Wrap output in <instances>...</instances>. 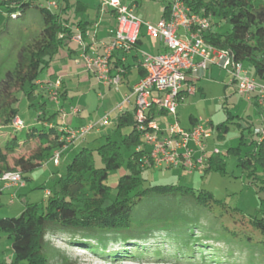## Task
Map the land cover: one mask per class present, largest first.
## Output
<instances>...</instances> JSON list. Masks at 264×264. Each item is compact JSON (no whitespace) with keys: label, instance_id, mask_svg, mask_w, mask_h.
I'll list each match as a JSON object with an SVG mask.
<instances>
[{"label":"trees","instance_id":"trees-1","mask_svg":"<svg viewBox=\"0 0 264 264\" xmlns=\"http://www.w3.org/2000/svg\"><path fill=\"white\" fill-rule=\"evenodd\" d=\"M49 1L0 0V4L7 6L11 18L17 19L31 8H37L44 22L43 29L27 47L20 49V42L15 41L13 50L0 62L1 65L15 50L20 49L15 69L7 71L5 75L7 78L5 95L8 94L9 99L2 96L1 106H9L10 113L0 125V130L7 127L12 131L3 136L0 133V184L4 173L20 171L26 185L30 179L29 173L37 171L52 160L55 151L59 149L62 151L66 146L64 129L56 120L60 109L55 103L56 106L48 103L51 96L46 97L42 87L48 88L49 81H42L41 73L51 65L53 57L75 34L71 25L67 23L70 17L66 15L72 10L75 14L83 16L88 6L81 0H54L57 7L49 8L47 6ZM191 5L195 11H203L205 15L211 17L212 25L203 33L205 40L218 49L230 51L234 61L249 64L253 69V74L248 70L250 75L264 82V0H192ZM168 8L167 6L166 9ZM216 19L217 22L214 21ZM222 21L231 25L230 31L214 30V26ZM75 23L84 34L85 25L88 23L86 17L73 24ZM4 30L5 27H2V31ZM138 42L140 38L135 47ZM23 49L27 50L26 53H22ZM113 57L110 60L111 71L118 67L113 65L117 61H113ZM13 90L15 92L12 93ZM20 92H23V99L27 100L28 106L36 111L37 124L33 127L28 128L27 122L19 117ZM66 94V90L59 89L60 98H66ZM252 95L257 98L256 94ZM153 117L149 113L143 124L147 126ZM16 118L23 121V128L18 129L14 126ZM194 123L195 126L198 122ZM140 125L136 109L122 112L114 127V133L119 134L118 139L106 134L100 137L104 141L99 146H82L64 166V171L53 179V185L46 189V199L40 205L27 202L19 215L0 217V239L1 234L6 233L13 251L10 259L0 257V264H59L51 261L46 248L47 235L49 233L55 235L58 231L70 232L69 238L72 243L100 253L112 261L154 257L160 261L165 258L176 259L179 262L184 260L188 264L242 263L241 258L237 259L231 255L230 245L233 241L228 238L234 236L235 231L230 235H224V238L219 237L224 241L227 239L225 242L229 246L221 254L216 253L220 251L219 247L203 242L209 239L203 235L197 236L196 229L192 231L190 227L170 229L165 220L159 223L160 227L152 225L140 229L136 227L134 209L142 198L152 193L161 196H193L199 205L210 208L218 205V213L221 216L230 213L227 207L222 205L224 202L215 199L213 193L208 191L197 193L194 188L182 184L142 187L141 174L151 167L143 166L142 158L149 149L141 137L142 132L138 129ZM211 125L214 131L216 129V139L222 140L226 137L229 131L227 120ZM250 125L247 127L250 128ZM26 128L28 129L25 137L17 134ZM256 128L258 127L252 129V134L259 137L252 140L251 150L241 155L240 147H230L226 154L240 155L238 166L247 172L260 191H264V137L255 132ZM211 136L206 139L207 145ZM241 137L244 143V135ZM126 152H129L128 157L125 156ZM205 161L206 167L202 171L204 174L210 171L225 172L226 163L221 151L211 153ZM124 163L127 168L122 173L120 170ZM167 168H177L186 172L181 166ZM2 194L3 189L0 187V198ZM261 202L264 208V198ZM237 212L241 214L234 217V222L240 226L242 232L246 233L248 239L256 246L260 247L261 243L264 245V216L250 215L249 219L241 210L237 209ZM163 231L166 236L162 234ZM90 238L97 239L96 243L88 242ZM147 239L148 243H145ZM115 242L127 245L113 251L109 250L108 244ZM199 252H202L201 257ZM259 257L264 260V255L260 254ZM208 258L212 262H207Z\"/></svg>","mask_w":264,"mask_h":264},{"label":"rangeland","instance_id":"rangeland-1","mask_svg":"<svg viewBox=\"0 0 264 264\" xmlns=\"http://www.w3.org/2000/svg\"><path fill=\"white\" fill-rule=\"evenodd\" d=\"M155 5V3L152 4V6ZM7 9L6 5L0 4V62L13 50L15 41L20 42V49L27 47L44 26L43 17L37 8H31L17 19L11 18ZM214 21L217 22L218 20L216 19ZM2 27H5L4 31H2ZM214 30L228 32L231 30V25L228 22L222 21L214 26ZM20 49L15 50L13 55L0 65V125L4 123L5 118L10 113L9 106H1L2 96H6L9 99L8 94L5 95L7 84L5 75L7 71L15 69L19 59L18 52ZM26 51L23 49L22 53H26ZM244 65L253 74V69L250 65L247 63ZM70 69H74L73 65H70L66 59H61L58 52L53 57L51 65L41 73V78L46 80L48 77H51L52 81H61L65 78L71 81L72 78H67ZM77 69L75 68L73 71H77ZM224 74L226 83L230 84L231 78L226 73ZM198 83H200V87L204 88V94L201 95L198 93L196 95H190L187 99L194 103L196 112L200 117V122L205 123L211 120L213 125H217L227 120L229 126V131L222 140L216 139V129L214 131L209 128L212 136L208 143V152L213 151L215 147L221 151L222 158L226 163L225 172L210 171L204 174L198 170L184 172L177 168L151 167L144 170L141 174L143 178L142 187L148 188L157 184H182L194 188L197 193L200 191H208L213 193L215 199L222 200L224 202L222 205L226 206L230 213L221 216L218 213V205L213 208L199 205L193 196H161L152 193L142 198L134 209L133 217L135 218L136 227L139 229L149 227L150 225L160 227L159 223L164 222V220L170 229H178L181 227L186 229L190 227L192 231L196 229L195 233L197 236L203 235L209 239V241L203 242L219 247L220 251L216 253L221 254L229 246L225 242L227 240L226 238L224 241L219 239V237L224 238V235H230L235 231L236 234L228 238L230 241H233L230 245L232 250L231 255L237 257V259L241 258L240 261L242 263L240 264H264V260L259 257L260 254L264 255V247H262L264 245L261 243L260 247L256 246L253 241L248 239L247 234L242 232L243 230H241L240 226L234 222L235 218L241 214L237 212V209L241 210L243 215L249 219L250 215L251 217L256 215L258 217L264 216V208L261 205L262 198H264V191H260L253 179L248 176L247 172L238 166L240 155L232 154L227 156L226 154L227 149L230 147H240L241 155H244L246 151L252 149V140L259 137L256 134H252V129L254 126L260 127L263 125L262 116L264 115L254 105L246 107L247 94L239 92L231 96L229 95L230 97L227 96L229 93L224 92L225 83L221 79H201ZM42 88L46 97L51 96V90L49 88L45 86ZM88 96L93 101L91 112L93 110L97 111L95 109L97 103L96 94L89 92ZM18 97L19 117L27 122L28 128L33 127L37 124L36 111L28 106L27 100L23 99V92H20ZM48 103L53 105L50 101ZM249 124H251L250 128L247 127ZM28 128L23 131H18L17 134L25 137ZM0 131L7 133L12 131V129L4 127ZM242 134L245 137L244 141L246 143H242ZM113 138L118 139L119 136L114 134ZM103 141L101 139V141L92 147L99 146ZM79 150L75 151V153ZM128 155L129 152H126L125 156L128 157ZM72 158L73 154L69 157V162ZM66 164L63 162L62 167ZM126 168V163H124L120 171L123 173ZM39 169H41L39 173H34L35 171L29 173L28 176L30 179L25 187L9 186L5 182H1L0 187L3 189V194L0 198V217L17 216L24 209L27 202H34L40 205L46 199V189L52 187L53 179L50 177V171L45 165ZM222 205H220V208ZM162 234H165L164 231ZM69 236H71L70 232L62 231H58L55 235L52 233L47 235L46 248L52 262H59V264H188L184 260L179 262L176 259L165 258L160 261L154 257L112 261L103 257L100 253H95L90 249L72 243ZM96 240L95 238H90L87 241L95 244ZM145 243H148V239L145 240ZM126 245L115 242L114 244H108L107 248L113 251ZM201 253L199 252V256ZM204 254L205 252L203 251V256ZM12 256L11 241L6 233H2L0 239V257L2 259H10ZM207 260V262H212L209 258ZM211 264L215 263L212 262Z\"/></svg>","mask_w":264,"mask_h":264},{"label":"built area","instance_id":"built-area-1","mask_svg":"<svg viewBox=\"0 0 264 264\" xmlns=\"http://www.w3.org/2000/svg\"><path fill=\"white\" fill-rule=\"evenodd\" d=\"M101 1L116 13V26L111 41L104 44L102 54L92 55L87 51L81 54L86 67L93 71L101 82L107 85H118L121 82L120 72L112 74L110 60L116 52L126 54L133 50L142 26L146 27L148 35L159 37L168 48V51L158 55L144 54L142 66L146 70V76L133 86L136 117L141 123L138 129L149 149L142 158L143 166H181L186 172L203 171L206 167V157L211 153H219L220 150H207L206 139L211 136L208 121L198 122L191 129L183 128L178 121V106L184 92H197V87L189 81L190 78L201 77L211 66L220 65L232 76L239 92L248 96L256 94V101L263 110L264 82L251 76L242 62L234 61L230 51L218 49L205 40L203 33L210 29L211 17L203 11H195L191 5L192 0H164L168 3V14L156 23L142 20L132 7L120 0ZM47 6L56 8L57 3L50 0ZM74 38L85 49L80 29L76 30ZM47 87L51 90V100L65 116V110L59 105L61 81L49 82ZM152 110L165 111L173 121L161 126L153 119L146 126L143 122ZM13 123L18 129L24 126L20 118H16ZM107 124L108 118L105 117L97 123L70 130L64 138L66 145L85 136L96 125ZM255 132L264 137L263 128L258 127ZM61 154L60 149L53 154L52 160L56 165L60 164ZM1 180L9 186H25L20 171L6 172Z\"/></svg>","mask_w":264,"mask_h":264},{"label":"crops","instance_id":"crops-1","mask_svg":"<svg viewBox=\"0 0 264 264\" xmlns=\"http://www.w3.org/2000/svg\"><path fill=\"white\" fill-rule=\"evenodd\" d=\"M81 1L88 6L85 14L82 16L81 14H75L71 10L66 16L70 17V20L67 23L71 25V28L75 32L79 28L77 23L73 24L74 22H77L84 17L88 20V23L84 28V34H82L85 49H83V46H81L78 40L74 38V34L73 37H71L59 50L60 58L66 59L70 65H73V70H75V68L78 69L77 71H73L71 69L69 70L67 78H72L71 81H68V79L65 78L61 80V88L67 91L66 98H60L59 104L65 110V116L59 112L56 120L60 124L61 128L64 129L65 136L70 130H75L92 123H97L105 117L108 118V124L102 126L96 125L88 134L66 145L62 150L60 164L56 165L53 160L50 159L45 164V167L49 169L50 177L52 179L56 178L57 174H61L64 171V167H62L63 162L68 163L69 157L72 154L74 155L75 151L80 149L82 146H95L97 142L101 141L100 137L102 135H119L118 133H114L116 120L122 112L128 110L133 111L135 109V96L132 94L133 86L146 76V70L142 66L144 54L158 55L168 51V48L159 37L148 35L146 27L142 26L139 37L140 42H138L137 46L126 54L116 52V55L112 59L113 61L117 60L113 65H117L118 67L113 69L111 72L112 74L120 72L121 82L118 85H107L101 82L96 74L86 67L81 54L84 51H87L92 55L103 53L104 44L111 41L112 32L116 26V13L101 0ZM120 1L123 4L132 7L138 17L142 20L150 21L152 23H156L167 12L166 8L168 3L164 0ZM153 3L156 5L152 6ZM80 66H82V68H80ZM141 69L143 71H141ZM246 69L249 70L248 68ZM224 73L231 78L230 84L226 83ZM207 78L221 79L222 82L225 83L224 92L229 93L227 96L239 93L236 82L233 80L232 76L220 65L211 66L204 74H202L201 77L190 78L189 81L196 85L197 92L195 94H187L184 92L183 98L179 102L177 114L179 123L185 129H191L195 124L194 122H200V117L196 112L194 103L188 101L187 98L190 95H196L198 93L203 95L204 88L200 87V83L198 82L201 79ZM41 80L43 81L44 79L41 78ZM44 81L55 82L52 81L51 77H48V79ZM89 92L96 94L97 103L95 109H97V111L93 110L91 112V109L93 108V101L92 98L88 96ZM50 100L51 99H49V101ZM50 102L54 104L53 101ZM246 102V107L254 105L258 108V110H260L262 115H264V110L258 105L254 95H246ZM151 114L161 126H165L167 123L173 121L172 117L167 116L163 110H152ZM262 117L263 125L260 126V128L264 129V116ZM211 122V120H208V129L210 128V130L213 128L211 125L213 122ZM255 127L257 126H254L253 129ZM0 133H2V136L8 134L3 131ZM40 171L41 169H38L34 173H39Z\"/></svg>","mask_w":264,"mask_h":264}]
</instances>
